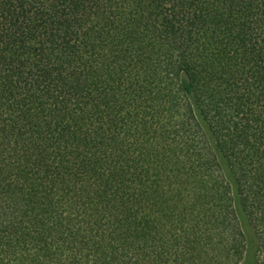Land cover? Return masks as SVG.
I'll use <instances>...</instances> for the list:
<instances>
[{"label": "trees", "instance_id": "obj_1", "mask_svg": "<svg viewBox=\"0 0 264 264\" xmlns=\"http://www.w3.org/2000/svg\"><path fill=\"white\" fill-rule=\"evenodd\" d=\"M0 264H264V0H0Z\"/></svg>", "mask_w": 264, "mask_h": 264}]
</instances>
